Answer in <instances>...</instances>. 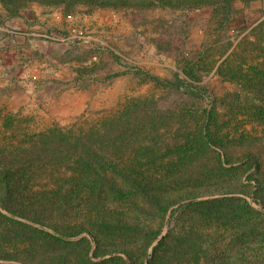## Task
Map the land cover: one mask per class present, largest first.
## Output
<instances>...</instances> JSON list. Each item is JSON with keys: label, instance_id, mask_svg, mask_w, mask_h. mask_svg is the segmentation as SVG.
<instances>
[{"label": "rangeland", "instance_id": "374dc122", "mask_svg": "<svg viewBox=\"0 0 264 264\" xmlns=\"http://www.w3.org/2000/svg\"><path fill=\"white\" fill-rule=\"evenodd\" d=\"M231 10L0 0V264H264V0ZM187 67L208 100L133 73Z\"/></svg>", "mask_w": 264, "mask_h": 264}, {"label": "trees", "instance_id": "16d2710c", "mask_svg": "<svg viewBox=\"0 0 264 264\" xmlns=\"http://www.w3.org/2000/svg\"><path fill=\"white\" fill-rule=\"evenodd\" d=\"M6 1H13V0H6ZM25 1H38V2H46L51 3L55 5H62L65 8H72L77 5H85L90 8H155V7H184V8H193V7H202V6H214L216 4H225L227 8L229 9V12L231 13L232 9V2L237 0H23ZM245 3H251L253 1L257 0H240ZM19 10H15L14 14L18 15ZM115 60L119 61V58L115 56ZM133 73L139 77H141L143 80L151 81L159 86L173 88L179 91L184 92L185 94H188L196 99L200 100H208L210 98V94L208 89H206L204 86L200 85V77L192 67H187L184 70V74L189 79V82L187 81H181V80H166L163 79L157 75H154L148 71L135 68L133 70ZM205 140L207 143L212 144L211 139L209 136L205 135ZM101 169H104V167H101ZM99 176L102 178L103 182L106 183L113 192H115L119 197L121 198H129L131 196H143L150 201L154 202L155 204L159 205V208L162 210L164 209L163 206H161V202L159 199L153 197L150 192H148L147 189L143 185H141L139 182H133L131 181L130 184L132 185L133 189H129L126 191L122 190L120 187L116 186L115 184H112L106 179V175L99 173ZM230 199V198H226ZM209 202H215V201H222L221 199L217 200H208ZM5 207V206H4ZM5 209L10 210V208L5 207ZM174 213L171 216L174 217ZM24 219H33L30 212H26L24 215H22ZM116 225L117 227H122L125 230L130 229L126 225H117V224H111ZM51 227H55L51 225ZM174 233V232H173ZM178 236L174 237V234L172 235V231L169 232V240L171 241H162L161 244L154 250L153 257L149 261L148 264H161L166 258H170V245L172 241L176 240ZM260 247V246H259ZM167 249L166 252L162 255V249ZM118 253V252H115ZM168 254V255H166ZM176 255V254H175ZM261 255L257 256V254H242L240 256V259L242 260L241 264H263V258H260ZM0 260H2V256H0ZM111 261H117V257L110 258L109 261L105 260L102 261L100 264H107ZM126 264V263H121Z\"/></svg>", "mask_w": 264, "mask_h": 264}]
</instances>
